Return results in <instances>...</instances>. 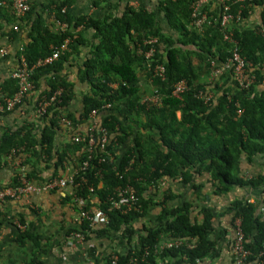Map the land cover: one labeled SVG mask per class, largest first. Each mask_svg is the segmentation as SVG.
I'll return each mask as SVG.
<instances>
[{
  "label": "trees",
  "instance_id": "trees-1",
  "mask_svg": "<svg viewBox=\"0 0 264 264\" xmlns=\"http://www.w3.org/2000/svg\"><path fill=\"white\" fill-rule=\"evenodd\" d=\"M102 1L105 0L93 3ZM213 1L209 0L204 8L216 17L218 8L209 9ZM73 2L46 0L30 7L22 18H16L8 6L0 7L5 35L15 38L23 33L25 39L15 53V65L20 54L32 65L49 55L53 46L75 35L68 51L33 70L31 80L42 94L58 88L63 92L60 101L40 117L42 126L38 130L25 122L0 132V171L7 167L6 155L19 147L29 155L24 163L28 167L26 176L33 181H44V170L49 171L48 176L61 175L65 164L78 167L88 160L85 170L75 176L78 185L72 188L73 194L85 200L84 208L93 215L96 211L103 213L106 223L89 226L87 220H76L75 216L72 225L64 228L58 245L65 246L73 232L83 236L77 247L92 237L106 238L110 251L102 260L100 254L90 258L91 263L106 264L111 254L117 255L116 264H202L214 260L221 253L220 243L225 240L230 248L226 227L216 221L226 216L228 222L240 218L244 246L249 251L242 264H264V172L246 175L255 160L264 158V35L260 31L264 29V0H230L231 12L240 9L242 18L254 6H262L259 25L232 27L239 52L252 64L255 75V83L246 89L234 85L230 71L210 79L212 62L217 66L225 63L231 45L223 39L218 21L205 22L201 29L194 27V0H159L157 9L124 5L119 13L100 17L72 14ZM47 15L67 23V28L55 30ZM77 26L80 29L74 32ZM86 31L91 32L89 38L84 36ZM153 38L154 43L147 42ZM81 47L88 51L80 58L76 77L88 91L81 95V110L75 114L66 109L75 84L68 78L66 68L72 54L82 53ZM151 47V66L164 65L163 79L153 77L145 64V53ZM9 73L0 81V99L17 90ZM181 79L187 81L188 89L182 99H177L171 92ZM145 80L148 91L142 89ZM207 90L214 93L211 104L197 96L199 91ZM154 91L158 104L143 100ZM237 109H241L240 114ZM92 110L99 113V123L109 133L104 150L96 145L88 158L84 143L68 140L56 145L61 128L59 117L69 119L72 129L86 123ZM80 175L85 181L80 180ZM204 175L205 184L216 195H225L233 187H243L251 194L234 197L216 211L208 204L194 207L185 198L178 203L182 193L160 185L162 179L177 180L180 185L198 189L203 184L195 179ZM17 180L12 171L0 188ZM127 184L135 189L136 208L121 212L112 207L109 198L119 186ZM72 198L65 192L62 200ZM4 202H0V224L17 218L25 225L22 231L15 227L13 239L20 248L30 245L22 264H43L46 245L22 214L4 211ZM173 240L182 242L158 249L162 242ZM62 257V261L67 259ZM231 258V264H235L232 255Z\"/></svg>",
  "mask_w": 264,
  "mask_h": 264
},
{
  "label": "built area",
  "instance_id": "built-area-1",
  "mask_svg": "<svg viewBox=\"0 0 264 264\" xmlns=\"http://www.w3.org/2000/svg\"><path fill=\"white\" fill-rule=\"evenodd\" d=\"M217 1V16L212 17L208 14V11L204 8L209 0H194L192 3V13L194 27L201 29L205 22L210 23L211 20L218 21L220 30L223 35V39L231 45L230 56L225 63L217 66L212 62V69L210 71V79L216 80L224 72L230 71L234 85L239 89H246L250 85L255 83V75L251 69V63L245 59L239 52V46L237 41L232 35V25L238 24L242 20L241 10L238 9L235 13L231 12L230 0H216ZM238 2H247L252 0H236ZM10 6L13 14L17 18H22L30 10V0H0V7ZM54 20L55 30H65L67 23L59 22L54 19L53 15H50ZM16 28V27H15ZM80 26L74 28V32L79 31ZM264 35V29L260 30ZM72 37H66L59 45L53 46L51 53L38 60L32 65H28L25 58L20 54L16 65L11 69L9 75L15 79L17 84V90L10 97H3L0 99V121L6 113L12 111L16 106L22 105L26 100L32 99V112L33 116L40 120V117L47 114L48 109L54 104L60 101L62 95V89L58 88L48 94H42L37 91L35 84L31 80V74L34 69L39 66L49 64L55 59L59 58L63 53L69 50V45L72 42ZM155 38L148 40V43H154ZM21 49V48H20ZM6 54V49L0 47V57ZM153 48L151 47L145 53V64L148 68H151L152 76L160 79L164 78V65L162 63L152 64ZM264 69V65L262 67ZM264 86V81L262 82ZM188 89V84L185 79L178 80L172 87L171 94L177 99H182V94ZM155 93L151 96L145 97L143 100L150 101L154 104L159 103V97ZM197 96L201 98L204 103L211 104L214 100V93L211 90L199 91ZM107 104L105 107H108ZM241 113V109H237V114ZM59 125L71 129V121L65 117H59ZM73 134L71 135V141L84 143L90 157L93 149L98 145L99 150H104L105 145L109 138V133L105 127H102L99 123V113L96 110H92L87 119L85 125L77 124L72 128ZM28 157V153L25 152L24 147L12 148L6 155V162L10 168L16 173L18 180L13 185L3 186L0 188V202L15 201L22 204H29L30 197L32 195H39L46 192H60L67 190L68 195L74 196L73 200L76 203V220H87L89 226L99 223H106V217L103 213L96 211V214H92L89 209L84 208L85 200L76 197L73 194L72 188L76 187L75 176L82 173L87 166V159H85L80 166L74 167V169L68 174L48 176L44 181H33L27 178L26 171L27 165L24 163ZM80 180L85 181V178L80 175ZM92 190V187H89ZM66 192V191H65ZM112 207L118 209L121 212L132 210L136 208V196L135 189L131 185L119 186L116 192L109 198ZM32 207V206H31ZM34 208V207H33ZM7 219L10 217L7 216ZM11 224L18 230L22 231L25 225L16 219H10ZM226 229V236L229 238V245L231 254L234 258L235 264L244 263V259L249 255V251L244 246V235L241 229V221L239 217L234 218L229 222ZM83 241V236L80 232H73L69 240L66 241L65 247L74 248ZM182 241H164L158 246V249L162 247H170L172 245H180ZM118 243H121L120 241ZM188 246H191L188 244ZM63 255V254H62ZM66 258V255H63ZM109 262L106 264H116L117 255L111 254ZM134 259L130 260V263ZM90 264H95L90 262ZM105 264V263H103ZM253 264H262V262H255Z\"/></svg>",
  "mask_w": 264,
  "mask_h": 264
},
{
  "label": "crops",
  "instance_id": "crops-1",
  "mask_svg": "<svg viewBox=\"0 0 264 264\" xmlns=\"http://www.w3.org/2000/svg\"><path fill=\"white\" fill-rule=\"evenodd\" d=\"M45 1L46 0H30V7L32 8L38 6ZM93 1L95 0H74L70 7V12L72 14H89L100 17L109 12L119 13L123 9L124 5H140L149 9H157L159 3V0H105L98 5H95ZM212 3V6L209 8L210 10L217 7L216 0ZM8 7L10 8V6ZM261 9L262 6H254L247 17L242 18L238 24H234L232 26H245L252 28L259 25ZM47 20L51 23H55L50 15H47ZM0 26V47H4L6 49V54L3 57H0L1 81V79L5 77V75H8V72H10V70L15 66V53L23 46L25 39L23 33L15 38L6 36V28L4 27V24L1 23ZM90 34V31H86L84 36L89 38ZM81 51L82 53L80 55H71L66 68L68 78L73 80L75 83L74 96L67 104L66 109L75 114H78L81 110V95L88 91L86 84L79 83L76 77L78 65L80 64V58L83 54L87 53L88 48L81 47ZM37 91H40V89H37ZM20 106V109L15 107L12 111L3 116L0 121V132L7 127L21 125L25 122L32 125L36 130L42 126L40 120L33 116L31 108L32 99L26 100ZM177 114L179 115V113ZM86 123L82 125H85ZM72 134L73 130L61 126L56 135V145H60L65 141L71 140L70 137ZM74 167L75 166L71 163L65 164L64 171L61 172V175L68 174L74 169ZM6 168H3L0 171V183L6 182L13 171L8 164ZM251 171L264 172V158L255 160L254 166L250 167L249 172L247 173L245 171L246 175L250 176ZM49 174L48 170H44V177H47ZM206 179L207 177L205 175L196 177L195 182L203 184L198 189H192L189 185H180L177 180L167 181L166 179H162L160 181V185L163 188H166L167 186L171 187L174 192L182 193L181 196L177 198L176 202L178 203L185 198L191 201L194 207H196L197 204H208L216 211L222 210L234 197L251 194L248 189L243 187H233L225 195H216L212 193L210 189L211 187L208 184H205ZM65 191L68 192L67 190ZM65 191L46 192L39 195H32L30 197L31 205L7 200L3 204V209L6 213L11 215L20 213L25 217L26 223H32L35 232L42 239L41 243L46 245V253L42 255L43 264H90L91 260L89 259L94 258L99 254L102 260V257H104V255H106L111 248L109 241L104 237H92L91 239L85 241L82 244V247L75 246L74 248H68L64 245H58V242H60L63 237L64 228L68 225H72L76 216V207L74 205L73 198L67 202H63L62 200ZM28 208L34 209V211H30ZM90 208L92 211L96 209L94 205L90 206ZM197 218L199 219V217ZM216 221H220V225H224L225 227L229 224L228 217L226 216L220 218L219 220L217 219ZM15 231V227L8 221H4L0 224V264H22L31 250L29 243L26 245V248H20L14 243L13 239ZM220 244L222 246L221 253L214 258V260L208 259L207 262L211 261V264H231L232 254L229 246L225 240ZM70 252H72V254L69 256ZM84 252L89 254L88 258L84 257ZM62 254L66 255L67 258L64 261L61 260L64 259ZM207 262L202 264H206Z\"/></svg>",
  "mask_w": 264,
  "mask_h": 264
},
{
  "label": "rangeland",
  "instance_id": "rangeland-1",
  "mask_svg": "<svg viewBox=\"0 0 264 264\" xmlns=\"http://www.w3.org/2000/svg\"><path fill=\"white\" fill-rule=\"evenodd\" d=\"M144 85H142V89H144L145 91L149 90V83L147 82V80H145V82H143ZM149 93V92H148ZM147 94V93H144V95ZM84 257H89V254L87 252H84Z\"/></svg>",
  "mask_w": 264,
  "mask_h": 264
}]
</instances>
